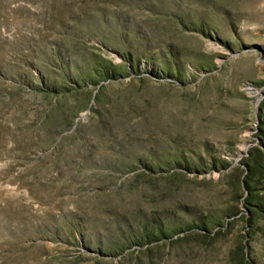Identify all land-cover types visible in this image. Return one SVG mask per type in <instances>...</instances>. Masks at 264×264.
<instances>
[{
	"label": "rangeland",
	"instance_id": "374dc122",
	"mask_svg": "<svg viewBox=\"0 0 264 264\" xmlns=\"http://www.w3.org/2000/svg\"><path fill=\"white\" fill-rule=\"evenodd\" d=\"M263 59L264 0H0V264H264Z\"/></svg>",
	"mask_w": 264,
	"mask_h": 264
},
{
	"label": "built area",
	"instance_id": "2783aa9c",
	"mask_svg": "<svg viewBox=\"0 0 264 264\" xmlns=\"http://www.w3.org/2000/svg\"><path fill=\"white\" fill-rule=\"evenodd\" d=\"M243 90L251 100L253 106L258 109L264 102V83L256 84L252 81H246L243 83ZM259 141L260 137L258 135V121H256L249 130L248 139L244 140L240 144L238 155L235 160L239 161L243 156H245L249 152L250 147L258 144Z\"/></svg>",
	"mask_w": 264,
	"mask_h": 264
},
{
	"label": "bare ground",
	"instance_id": "6f19581e",
	"mask_svg": "<svg viewBox=\"0 0 264 264\" xmlns=\"http://www.w3.org/2000/svg\"><path fill=\"white\" fill-rule=\"evenodd\" d=\"M150 122H151V121H150ZM145 123H148V122H144V125H145ZM167 123H168V122H167ZM150 124H151V123H150ZM169 124H170V122H169ZM147 125H148V124H147ZM145 126H146V125H145ZM146 127H149V126H146ZM169 127H170V126H169ZM179 127H180V126H179ZM149 128H150V127H149ZM173 128H174V127H173ZM173 128H172V129H173ZM169 129H170V128H169ZM166 130H167V129H166ZM170 130H171V129H170ZM164 131H165V130H164ZM164 131H163V132H164ZM174 131H175V130H174ZM147 132H148V131H147ZM149 132H150V130H149Z\"/></svg>",
	"mask_w": 264,
	"mask_h": 264
}]
</instances>
